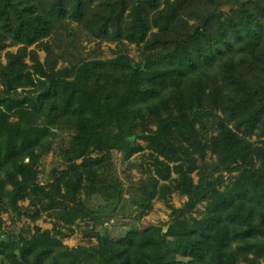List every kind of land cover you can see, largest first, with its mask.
<instances>
[{"label":"trees","instance_id":"trees-1","mask_svg":"<svg viewBox=\"0 0 264 264\" xmlns=\"http://www.w3.org/2000/svg\"><path fill=\"white\" fill-rule=\"evenodd\" d=\"M0 79V210L46 212L55 231L0 237V264H264V0H0ZM64 134L65 168L47 171ZM154 200L167 221L113 234ZM79 220L95 244L63 243Z\"/></svg>","mask_w":264,"mask_h":264},{"label":"rangeland","instance_id":"rangeland-1","mask_svg":"<svg viewBox=\"0 0 264 264\" xmlns=\"http://www.w3.org/2000/svg\"><path fill=\"white\" fill-rule=\"evenodd\" d=\"M76 29V33H78V40H80V44L83 46V51L86 53L90 52L91 50H95V52L97 53V56L101 59L104 58H108L111 57L112 53H111V49L114 48V44L113 43H101L100 46H96V43L93 41H89L88 38L86 37L85 32L79 27L75 28ZM62 46V45H61ZM17 48V46H11L8 49L9 50H13L15 51ZM128 52L129 54L134 57L135 59L138 58V51L136 50V48L133 45H130L128 48ZM39 55H40V59L43 60L44 59V55L45 53L40 50L39 51ZM4 62V59H3ZM60 65L61 64H65L63 61L60 60ZM3 87V83L0 79V89ZM219 115V113L216 110H206L204 113V118L206 123L209 126V130L213 133L214 131L212 130L215 126L216 123V119L217 116ZM254 137H252L253 139ZM69 140H70V135L68 134H64L59 140H57L50 152L45 155L43 157V162L44 164L47 166V171H49L51 168L55 167L57 169H64L65 165L62 164L59 158V152H61V150L65 147H67L69 145ZM139 144L144 145L145 142L142 140H138L137 141ZM114 154L116 157V160H118V164L116 166L117 172L120 176V178L124 181L127 182V172L131 173L132 175V179H137L140 176V171L136 168V167H130L129 168V160L127 162H122L121 159V154L116 153L115 150ZM147 150H144V152H146ZM142 153V152H141ZM141 153H136L134 155H132V157L130 159H136V162H140L142 160L141 158ZM118 158V159H117ZM208 160L210 162H212L213 160V155L208 154ZM79 161V160H78ZM211 175L212 176H217L219 175V172L211 169ZM226 173H223V175H225ZM42 176V174L40 175V177ZM43 177H48V174H44ZM193 183L196 186L198 184V176L193 173ZM259 183L261 186H264V177L260 176L259 177ZM128 198V193L124 194V199L127 200ZM185 197H181L178 196L177 194L173 193L170 196L169 199V203L173 204L177 207L181 206L182 203L185 201ZM102 201V199L99 196L96 197H92L91 198V203H95V202H99ZM29 204L28 200H24V201H20L19 205L23 206V207H27ZM127 205V204H126ZM30 206V205H29ZM202 208V206H199ZM33 209L29 207L28 211H24L22 212L21 216H19L18 220L16 222L12 221V216H14V213H10L9 211H5V210H0V217L3 221V224L0 228V237H7V235H9V233L11 232L12 236L16 239H18L21 243L28 241L32 236H33V226L37 225L38 227H40L41 229H50L52 230V234H55V231L52 229L53 227V217L49 216L48 214H46V212H42L40 217L37 218L35 221L31 220L29 214H32ZM169 212L170 209L168 208V206L166 205V203H164L163 201H159V200H154L153 204H152V209L149 210L142 218H140L139 220H135V219H131L128 218L126 219L122 225L116 229L113 230V234L115 235H121L123 234L125 231H127L130 228H136L137 226H141V225H145L148 223H154V224H158L160 225L161 223L165 222L168 220L169 218ZM113 221V220H111ZM74 231L72 232V234H70L67 237L63 238V243L69 245V246H76V245H92L96 243V239L95 238H87L84 235V227L85 224L83 223V221L79 220L77 221L76 226L72 225ZM163 230H167V226H164ZM4 232V235H2L1 233ZM8 233V234H7ZM6 234V235H5ZM161 264H185L182 260L175 258L174 256H169V257H165L163 259H161Z\"/></svg>","mask_w":264,"mask_h":264},{"label":"water","instance_id":"water-1","mask_svg":"<svg viewBox=\"0 0 264 264\" xmlns=\"http://www.w3.org/2000/svg\"><path fill=\"white\" fill-rule=\"evenodd\" d=\"M138 70H139V68H136L135 72L137 73ZM5 79H6L7 88L10 89L12 87V84H11L9 78L7 76H5ZM164 231H166V230H164Z\"/></svg>","mask_w":264,"mask_h":264}]
</instances>
